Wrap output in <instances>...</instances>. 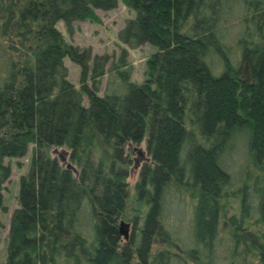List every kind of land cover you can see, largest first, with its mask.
<instances>
[{"label":"trees","instance_id":"obj_1","mask_svg":"<svg viewBox=\"0 0 264 264\" xmlns=\"http://www.w3.org/2000/svg\"><path fill=\"white\" fill-rule=\"evenodd\" d=\"M120 2V42L158 49L142 83L126 47L93 57L59 27ZM144 140L132 203L126 148ZM30 145L0 264H264V0H0V211ZM187 194L183 221L168 206Z\"/></svg>","mask_w":264,"mask_h":264},{"label":"rangeland","instance_id":"obj_2","mask_svg":"<svg viewBox=\"0 0 264 264\" xmlns=\"http://www.w3.org/2000/svg\"><path fill=\"white\" fill-rule=\"evenodd\" d=\"M97 14L99 19L96 22L86 20L76 23L75 33L72 36L67 33L63 23H60L59 27L66 35L68 41L82 48H90L92 50L93 57L97 54H109L113 57L112 60H116L120 55L121 48L126 47L130 53L129 60L133 71L131 79L137 83H142L146 77L147 61L152 54L158 50L157 47L151 44H144L138 48H129L128 46L122 44L118 37L119 31L125 26L126 21L129 18L135 17L136 12L120 2L115 9L109 11L97 10ZM65 65L68 68L69 80L74 83L76 87H80L81 67L74 63L70 58L65 59ZM108 80V76L103 78L101 93L104 92ZM84 103L86 105L88 104L87 98H85ZM32 146L33 145H30L29 152L25 157L10 158L6 160V162L11 164L12 174L9 180L5 183V188L3 190L4 208L0 211V219L4 225L0 234L1 261L6 258L11 217L14 210L19 207L20 177L29 169L33 149ZM52 154L58 158H64L65 150L57 149L55 152H52ZM126 154L130 159L129 177L127 178V181L129 183V190L131 193L130 200L133 203V198L136 194V185L140 177V171L145 163L152 162V158L147 150L145 140L138 145H129L126 148ZM65 163L67 164L68 161L66 160ZM169 192H167V196L170 198ZM175 206L177 210L180 209L185 213V216L182 217L183 221L184 219H191L193 215V203L189 194H187L185 199L180 203H174L173 200H170L168 208L173 210ZM174 219L175 217L173 213L172 215H169V220ZM121 221H125L130 224L128 228L130 236L134 228L132 221L128 218H123L119 221V225ZM179 222L180 221H177V223ZM180 223H182V221ZM122 237V243L125 244L127 241L123 235ZM159 247H161V245L156 243L154 249H159Z\"/></svg>","mask_w":264,"mask_h":264},{"label":"water","instance_id":"obj_3","mask_svg":"<svg viewBox=\"0 0 264 264\" xmlns=\"http://www.w3.org/2000/svg\"><path fill=\"white\" fill-rule=\"evenodd\" d=\"M68 167H72V165L68 164ZM129 226L130 224L125 221H121L120 223V229H119L120 234H122L126 240L129 238V232H128Z\"/></svg>","mask_w":264,"mask_h":264}]
</instances>
